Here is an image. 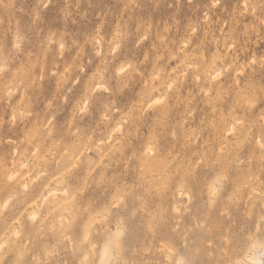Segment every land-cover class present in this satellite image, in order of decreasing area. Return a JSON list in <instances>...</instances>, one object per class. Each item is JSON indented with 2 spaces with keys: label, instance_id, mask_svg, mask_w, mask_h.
<instances>
[{
  "label": "clouds",
  "instance_id": "obj_1",
  "mask_svg": "<svg viewBox=\"0 0 264 264\" xmlns=\"http://www.w3.org/2000/svg\"><path fill=\"white\" fill-rule=\"evenodd\" d=\"M0 264H264V0H0Z\"/></svg>",
  "mask_w": 264,
  "mask_h": 264
}]
</instances>
